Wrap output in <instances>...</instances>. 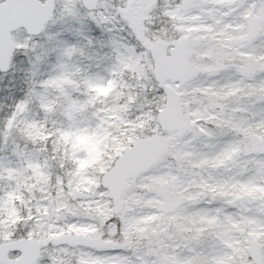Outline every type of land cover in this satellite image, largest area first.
Here are the masks:
<instances>
[{"label": "snow or ice", "instance_id": "1", "mask_svg": "<svg viewBox=\"0 0 264 264\" xmlns=\"http://www.w3.org/2000/svg\"><path fill=\"white\" fill-rule=\"evenodd\" d=\"M0 56V264H264V0H0Z\"/></svg>", "mask_w": 264, "mask_h": 264}, {"label": "trees", "instance_id": "2", "mask_svg": "<svg viewBox=\"0 0 264 264\" xmlns=\"http://www.w3.org/2000/svg\"><path fill=\"white\" fill-rule=\"evenodd\" d=\"M96 92L101 97H108L112 94L114 90V85L109 84L106 86H98L96 87ZM195 97L200 99L199 104H203L204 98L202 95H198L197 91L195 92ZM3 105L0 104V111L3 110ZM28 134L33 138H43V132L42 129L39 127H34L28 129ZM110 137L105 136L102 140H98L95 136L82 134V135H76L73 136L72 134H67L64 136V142L65 143H73V146L78 151H82L86 153V156L78 161L79 163V171L81 174L86 173L88 171H95V165L102 159V156L104 154V150L100 147L101 144H104L105 147H110V145L107 144V141ZM226 163V158L221 160H216L213 162L209 161H203L201 162V167L208 166L211 164L212 166H221ZM34 175L37 177L38 181H47L48 176L47 174L43 173L39 166L34 167ZM93 184L94 181H91L87 176H83L77 185L78 190H83L84 186L87 184ZM257 189L255 188H249L246 190L247 195L253 194L252 192H255ZM260 190V189H259ZM14 212V211H13ZM13 214V213H12ZM63 233V232H60ZM84 230L79 229L76 231L75 234H83ZM65 234V233H63ZM51 232L45 233L42 237L43 240H48L51 238Z\"/></svg>", "mask_w": 264, "mask_h": 264}, {"label": "rangeland", "instance_id": "3", "mask_svg": "<svg viewBox=\"0 0 264 264\" xmlns=\"http://www.w3.org/2000/svg\"><path fill=\"white\" fill-rule=\"evenodd\" d=\"M137 27L138 28H142V25H140V23H139V21H137ZM165 35H170V33H168V32H165ZM201 59H203V57H201ZM138 63V62H137ZM130 67H134L133 65H130ZM106 86V85H105ZM197 90H188V91H186L185 93H184V95H186V96H188V97H190V99H188L186 102H185V106H188V105H190V104H199L200 103V99L199 98H197V97H195V92H196ZM146 124H147V122H145V126H146ZM236 153H232V154H230V155H235ZM230 157H228V158H226V163H227V159H229ZM200 167H201V164H200ZM92 181V180H91ZM88 185H90V183H87L85 186H84V188H83V190H81L82 192H87L89 189H88ZM255 189H257L255 192H252L253 194H250V195H252V196H256V195H258V194H260V195H264V191H262L261 189L259 190V188L257 187V188H255ZM100 214L101 215H103V216H105V218H107V216L108 215H110V214H112V213H105L104 211H100ZM13 216H15V211L13 212V214H12ZM112 228H113V231L115 230V226L113 225L112 226ZM84 230V229H83ZM85 232H84V234H75L76 236H78V235H84V236H87V237H94L95 236V229H92V230H84ZM61 235H64L63 233H57V234H55V235H51V239L52 240H57Z\"/></svg>", "mask_w": 264, "mask_h": 264}, {"label": "water", "instance_id": "4", "mask_svg": "<svg viewBox=\"0 0 264 264\" xmlns=\"http://www.w3.org/2000/svg\"><path fill=\"white\" fill-rule=\"evenodd\" d=\"M5 59H6V57L0 56V61H3ZM169 119H170V122H175L176 121V119H177V113H176L175 109H173V111L170 113ZM65 237L66 236H63L60 239H64Z\"/></svg>", "mask_w": 264, "mask_h": 264}]
</instances>
